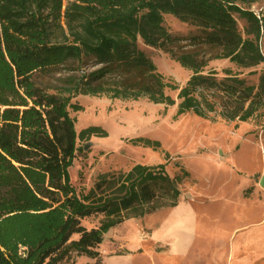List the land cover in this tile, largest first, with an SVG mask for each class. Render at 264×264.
Wrapping results in <instances>:
<instances>
[{"label": "trees", "instance_id": "trees-1", "mask_svg": "<svg viewBox=\"0 0 264 264\" xmlns=\"http://www.w3.org/2000/svg\"><path fill=\"white\" fill-rule=\"evenodd\" d=\"M258 0H0V264L74 263L99 259L103 235L130 217L174 206L188 173L170 177L164 165L135 164L99 174L85 191L71 183L78 140L104 137L99 126L76 131L70 111L79 95L146 97L174 105L176 116L264 125V29ZM194 26V50H174L164 16ZM246 23L244 35L237 19ZM170 54L191 75L167 81L139 44ZM208 57L201 55V51ZM213 59L258 74L250 83L230 68L205 71ZM263 59V60H262ZM98 68L85 71L88 67ZM58 77L49 87L41 80ZM157 148L158 141L135 139ZM99 216L98 225L82 221ZM99 264V262H98Z\"/></svg>", "mask_w": 264, "mask_h": 264}, {"label": "rangeland", "instance_id": "rangeland-1", "mask_svg": "<svg viewBox=\"0 0 264 264\" xmlns=\"http://www.w3.org/2000/svg\"><path fill=\"white\" fill-rule=\"evenodd\" d=\"M251 10L257 13L262 11L264 15V0H258L257 4L251 6ZM164 25L172 35L182 37L174 47L178 53L196 48L189 42L191 36L198 34L194 26L171 15L164 16ZM237 26L244 35L246 23L238 18ZM261 34L260 48L264 54V29ZM139 46L167 81L178 86L184 85L191 75L190 70L182 67L161 49L141 43ZM200 51L201 55L208 57L202 49ZM263 67L264 65H260L258 69ZM96 68L98 66L88 67L85 71ZM225 68L238 71L240 77L250 83L257 82L258 74L250 75L248 69L237 70L227 59L210 60L205 71L215 70L220 78ZM62 75L55 74L41 82L51 87L58 84L56 79ZM165 92L176 100L174 105L153 103L146 97L132 100L110 98L106 95H79L73 99L81 105V110L70 111L71 116L76 119V131L94 125L107 134L104 137L91 135L78 140L79 148L69 168L71 183L77 190L90 189L99 174L124 172L135 164L164 165L171 176L179 175L182 169L185 170L189 177L184 178L179 185L182 194L185 189H206L205 192L222 196L229 194L237 181L243 186L256 182L257 187H260L258 181L264 175L263 120L257 117L246 122L226 121L219 117L211 120L190 112L176 116L177 90L166 89ZM140 138L158 141L159 146L153 148L135 142V139ZM84 146L87 148L84 149ZM233 167L235 171L230 180L229 172ZM221 182L229 183L221 189ZM258 196L254 195L253 199L257 200ZM156 215H168V212H157L136 219L128 218L113 228L114 235L134 240L139 232L151 229L156 236ZM99 218H87L82 224L87 228L95 227ZM106 234L101 245L104 249L103 264H156V250H149V244H145L148 252L144 249L138 251L136 246H128L127 249L131 252L129 254L109 255V242L106 238L111 233L107 236ZM73 264L94 263L85 256H79Z\"/></svg>", "mask_w": 264, "mask_h": 264}, {"label": "crops", "instance_id": "crops-1", "mask_svg": "<svg viewBox=\"0 0 264 264\" xmlns=\"http://www.w3.org/2000/svg\"><path fill=\"white\" fill-rule=\"evenodd\" d=\"M234 171L233 167L229 172L230 180ZM228 183L221 182V189ZM179 185L174 206L150 213L168 212L156 215V236L148 229L139 232L134 240L123 239L114 235V226L106 232L111 233L106 238L109 255L129 254L127 247L136 246L138 251L155 249L156 264H264V188L257 187L256 182L243 186L237 181L229 194L217 196L206 189H185L182 194ZM145 244H149V250ZM101 245L102 242L99 259L85 256L94 264H103Z\"/></svg>", "mask_w": 264, "mask_h": 264}, {"label": "water", "instance_id": "water-1", "mask_svg": "<svg viewBox=\"0 0 264 264\" xmlns=\"http://www.w3.org/2000/svg\"><path fill=\"white\" fill-rule=\"evenodd\" d=\"M86 148H87V146H84V149H86ZM258 184L260 187L264 188V175L260 177Z\"/></svg>", "mask_w": 264, "mask_h": 264}, {"label": "built area", "instance_id": "built-area-1", "mask_svg": "<svg viewBox=\"0 0 264 264\" xmlns=\"http://www.w3.org/2000/svg\"><path fill=\"white\" fill-rule=\"evenodd\" d=\"M257 13V12H256Z\"/></svg>", "mask_w": 264, "mask_h": 264}]
</instances>
